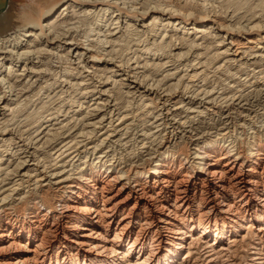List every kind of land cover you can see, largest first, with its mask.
I'll list each match as a JSON object with an SVG mask.
<instances>
[{
	"label": "bare ground",
	"instance_id": "1",
	"mask_svg": "<svg viewBox=\"0 0 264 264\" xmlns=\"http://www.w3.org/2000/svg\"><path fill=\"white\" fill-rule=\"evenodd\" d=\"M245 1L23 3L0 38V264H264V10Z\"/></svg>",
	"mask_w": 264,
	"mask_h": 264
},
{
	"label": "rangeland",
	"instance_id": "2",
	"mask_svg": "<svg viewBox=\"0 0 264 264\" xmlns=\"http://www.w3.org/2000/svg\"><path fill=\"white\" fill-rule=\"evenodd\" d=\"M25 1L26 0H10L7 11L0 17V38L1 39L15 34L17 32V27H19V25L21 26V23L18 19L19 18L18 16L21 13L20 12L22 10L21 7H23V3ZM244 2H246V1L244 0ZM250 4L251 5L254 4V6L261 5L262 7H259L258 9H256V12L258 14H260L261 12L263 13L264 0H250ZM235 8H236V6L231 8V11L232 10L235 11L236 10ZM241 8H243V9L240 12L245 13L247 10V7L241 6ZM262 13L260 15H262ZM249 14H251V13H249ZM241 15H244V14H240L239 16H241ZM51 69H52V71L49 74H47L46 79L42 80V79H39L38 77L33 78L32 81L30 82V84H32L33 86L30 89H24L25 87H27L29 85V82H28L29 79L24 78V79H22L21 83H19V84L17 83V85H20V87H18L16 90L17 91H21L22 89H24L25 91L31 90L29 95H35V94L39 93L41 88L46 87V84L43 83L45 80L49 79V83H53L54 80L57 79V76H55V74H57L60 69H56V68H52V67H51ZM55 70L57 71V73H55ZM36 104H37V98H34L31 105L27 106V108L29 109L28 111L31 110L30 112H33L36 109ZM23 115H25V114H22L18 118V120L23 119V117H22ZM11 121H13V116L10 112H7L4 117H0V125L5 124L6 122L10 123Z\"/></svg>",
	"mask_w": 264,
	"mask_h": 264
},
{
	"label": "water",
	"instance_id": "3",
	"mask_svg": "<svg viewBox=\"0 0 264 264\" xmlns=\"http://www.w3.org/2000/svg\"><path fill=\"white\" fill-rule=\"evenodd\" d=\"M10 0H0V17L3 12L7 9Z\"/></svg>",
	"mask_w": 264,
	"mask_h": 264
}]
</instances>
